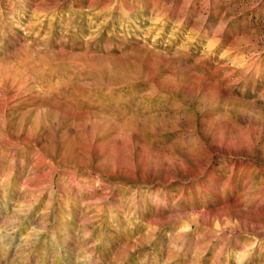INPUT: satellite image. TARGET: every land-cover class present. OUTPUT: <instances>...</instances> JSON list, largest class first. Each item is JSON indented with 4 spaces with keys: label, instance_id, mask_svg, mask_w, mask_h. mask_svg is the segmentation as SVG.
Listing matches in <instances>:
<instances>
[{
    "label": "rangeland",
    "instance_id": "374dc122",
    "mask_svg": "<svg viewBox=\"0 0 264 264\" xmlns=\"http://www.w3.org/2000/svg\"><path fill=\"white\" fill-rule=\"evenodd\" d=\"M0 264H264V0H0Z\"/></svg>",
    "mask_w": 264,
    "mask_h": 264
}]
</instances>
